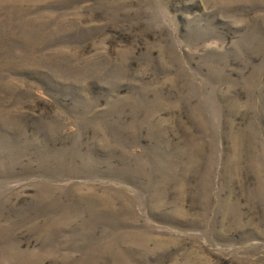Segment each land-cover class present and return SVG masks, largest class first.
Here are the masks:
<instances>
[{
    "label": "rangeland",
    "instance_id": "374dc122",
    "mask_svg": "<svg viewBox=\"0 0 264 264\" xmlns=\"http://www.w3.org/2000/svg\"><path fill=\"white\" fill-rule=\"evenodd\" d=\"M0 264H264V0H0Z\"/></svg>",
    "mask_w": 264,
    "mask_h": 264
}]
</instances>
